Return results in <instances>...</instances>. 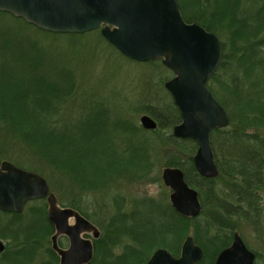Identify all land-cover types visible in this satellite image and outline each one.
Instances as JSON below:
<instances>
[{
	"label": "trees",
	"instance_id": "obj_1",
	"mask_svg": "<svg viewBox=\"0 0 264 264\" xmlns=\"http://www.w3.org/2000/svg\"><path fill=\"white\" fill-rule=\"evenodd\" d=\"M178 1L185 23L197 24L205 31L217 37L223 35L224 38L221 43V63L207 84L225 110L227 105L220 99L221 93L224 96L228 94L235 105L232 112L227 109L230 122L228 129L211 132V136L215 134L224 140L219 148L224 152V159L219 161L214 154L219 171L217 179L223 180L224 191L217 189L216 179H205L196 172L193 156L197 145L194 141L168 136L167 140L172 146L183 148L184 143L190 144V151L185 157L169 160L166 168L182 170L185 182L198 192L202 207L200 216L194 219L181 217L166 197L161 201L142 198L133 202V205L139 202L145 211L141 216L143 220L140 227L126 228L121 224L135 219L136 213H133L132 208L126 212L125 201L115 194L112 198L115 213L108 221L104 235L93 241L92 264H146L152 252L157 249H164L178 257L188 227L191 228L195 244L203 252V259L198 264H214L218 253L230 243L234 227L240 223L255 226L262 215L259 204L264 193V135L257 132L258 128H264V18L261 17L264 15V0ZM255 5L259 6L254 8ZM0 15L10 16L5 13ZM35 29L57 38L94 37L121 56L105 41L100 30L84 34H52ZM2 45L1 132L29 152L38 163L64 178L71 189L84 195L106 191L125 178H141L149 174L153 164L146 148L142 147L141 152L124 162L115 151L107 155L104 142L100 139L101 130H96L92 135H78L77 126L62 115V109L73 93V83L69 84L71 88L65 90L62 83L50 81L44 74L35 75V59L26 58V51L16 59L18 64L25 65L17 66L15 61L8 58L11 44L4 41ZM161 63L154 61L145 64L152 66ZM212 84H217L221 93L213 92ZM147 112L157 123L154 134L157 130H170L181 122L179 111L172 100L168 105ZM212 145H215L214 140ZM33 173L37 174L35 171ZM68 208L89 220L78 205L71 203ZM33 215L36 219L32 233L28 229L27 233L21 231L8 235L0 230L1 239L11 238L14 242L23 240L24 248L29 250V262L33 253L42 248L54 234V228L44 214L34 212ZM154 215L166 217L169 223L165 226L150 223ZM207 217H211L214 223L218 222V228ZM58 245L62 248V243ZM47 254L50 260L41 264H59V258L51 247Z\"/></svg>",
	"mask_w": 264,
	"mask_h": 264
},
{
	"label": "rangeland",
	"instance_id": "obj_2",
	"mask_svg": "<svg viewBox=\"0 0 264 264\" xmlns=\"http://www.w3.org/2000/svg\"><path fill=\"white\" fill-rule=\"evenodd\" d=\"M258 6L255 5L254 8ZM261 17L263 19L264 15L262 14ZM218 38L221 43L224 42L223 35ZM4 41L11 44L8 58L15 61L17 66L25 65L18 64L16 59L19 55H24L22 52L26 51L28 53L26 58L35 59V75L44 74L48 80L58 81L63 86L65 85V90L71 88L69 84H74L73 93L69 97L66 107L62 109V115L67 121L70 120L77 126L79 136L80 134L92 135L96 130H101L100 139L104 142V150L107 151V155H112L115 151L116 155L124 162L141 152L142 147L146 148L148 158L153 166L149 174H144L141 178H125L116 185L110 186L106 191L84 195L71 189L64 178L38 163L29 152L23 150L1 131L0 165L2 162H8L26 171H35L41 175L58 207L68 208L71 203H74L88 215V221L99 232V237L96 240L104 235L108 221L115 213L112 199L115 194L125 201L126 212L132 208L133 213H136L135 219L126 220L121 224L126 228H138L143 220L141 216L145 211L139 202L133 205L134 201L142 198L161 201L166 197L169 202L171 192L162 183V170L166 168V163L168 164L169 160L183 159L190 151V144L184 143L183 148L172 146L167 137L172 135L173 127L170 130H157L154 134L153 132L157 128L152 132L143 129L140 125V118L148 116L153 119L147 111L171 103L172 98L164 85L173 78V74H170L163 65L149 66L145 63L128 61L94 37L75 39L65 36L57 38L39 32L20 20L0 15V46ZM211 86L213 92L221 93L217 84ZM227 95L225 93L224 96L221 93L219 97L227 105L226 112L228 113L234 110L235 105H233L232 98ZM225 129H228V126ZM257 133L264 135V128H258ZM212 140H214V146ZM223 141L218 135L210 136L213 155L216 153V158L219 161L225 157L224 152L219 150ZM217 178L215 185L219 191L223 192V180ZM263 196L264 193L259 204L262 215L259 217L257 225L240 223L238 227H234L235 233L251 251L258 255L257 264H264ZM116 200L119 201V199ZM47 211L46 201H30L26 203L20 214L0 212V230L2 229V232L8 235H15L21 231L27 233L28 229L29 233H32L36 219L33 213L38 212L39 215L44 214L46 217ZM207 219L218 228V222L214 223L211 217H207ZM150 223L165 226L169 220L166 217L160 218L154 215ZM69 224L72 225L73 220H70ZM220 228L224 229L225 227ZM188 236L192 237L190 227L187 230L186 237ZM51 237L42 248L33 253L30 262L28 261L29 250L24 248L25 244L22 239H19V242H14L11 238H0L6 248V253L0 256V264H41L47 262L50 260L47 250L52 245ZM83 237L90 240L92 244L93 241H96L91 234H86ZM57 242L62 243V248H67L68 242L65 237H59ZM24 249L23 253L17 255Z\"/></svg>",
	"mask_w": 264,
	"mask_h": 264
},
{
	"label": "water",
	"instance_id": "obj_3",
	"mask_svg": "<svg viewBox=\"0 0 264 264\" xmlns=\"http://www.w3.org/2000/svg\"><path fill=\"white\" fill-rule=\"evenodd\" d=\"M0 13L52 34H84L100 29L105 41L123 57L137 63L161 60L173 74L164 87L181 117L172 128V136L194 141L196 172L205 179L217 178L210 134L225 129L229 118L207 83L220 65L222 46L213 33L185 23L178 0H0ZM140 125L148 131L157 128L148 116L140 118ZM161 180L171 192L169 202L178 215L187 219L200 216L198 192L185 182L182 170L164 168ZM42 199H46L47 220L54 228L51 248L59 264H90L94 248L83 236L91 234L96 240L99 232L95 226L76 211L59 208L41 176L1 163L0 212L20 214L27 202ZM59 237L67 239L66 249L58 246ZM3 251L0 241V254ZM202 257V250L188 236L179 257L157 249L146 264H197ZM254 260L255 255L234 234L231 246L219 253L214 264H254Z\"/></svg>",
	"mask_w": 264,
	"mask_h": 264
},
{
	"label": "flooded vegetation",
	"instance_id": "obj_4",
	"mask_svg": "<svg viewBox=\"0 0 264 264\" xmlns=\"http://www.w3.org/2000/svg\"><path fill=\"white\" fill-rule=\"evenodd\" d=\"M39 201H46V199H43V200H39ZM47 217V216H46ZM234 234H237V233H235V230L232 232V238H231V241H230V243L226 246V247H224L220 252H222L223 250H226L227 248H229L230 246H231V243H232V240H233V236H234ZM193 238V237H192ZM244 243V242H243ZM245 244V243H244ZM245 246L247 247V249L249 250V251H251L249 248H248V246L245 244ZM219 252V253H220ZM254 255H255V260H254V264H257V260H258V258H257V254L255 253V252H253V251H251ZM4 253H6V248H4V251L0 254V256L1 255H3ZM219 253H218V255H219ZM202 254H203V252H202ZM6 255V254H5ZM5 255H4V257H5ZM217 255V256H218ZM217 258V257H216ZM202 259H203V257H202ZM216 260V259H215ZM215 262V261H214Z\"/></svg>",
	"mask_w": 264,
	"mask_h": 264
},
{
	"label": "bare ground",
	"instance_id": "obj_5",
	"mask_svg": "<svg viewBox=\"0 0 264 264\" xmlns=\"http://www.w3.org/2000/svg\"><path fill=\"white\" fill-rule=\"evenodd\" d=\"M194 240V239H193ZM194 243H195V241H194ZM182 246V245H181ZM199 247V246H198ZM180 251H181V249H180ZM180 255V254H179ZM173 256V255H172ZM174 257V256H173ZM179 257V256H178Z\"/></svg>",
	"mask_w": 264,
	"mask_h": 264
}]
</instances>
